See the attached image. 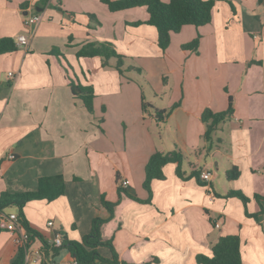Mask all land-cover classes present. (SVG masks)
Returning <instances> with one entry per match:
<instances>
[{"label": "crops", "instance_id": "crops-1", "mask_svg": "<svg viewBox=\"0 0 264 264\" xmlns=\"http://www.w3.org/2000/svg\"><path fill=\"white\" fill-rule=\"evenodd\" d=\"M40 3L0 0V38L28 37L26 46L0 54V192L33 190L39 177L62 174L63 195L24 207L30 225L48 240L54 231L81 240L94 217L108 218L101 235L127 263L194 264L219 236L237 234L242 264H264V0L216 1L210 22L182 26L164 51L144 7L112 12L100 0ZM34 14L39 21L25 25ZM194 38L197 50L182 48ZM96 40L112 43L123 65L154 67V108H172L164 127L142 110L144 86L121 76L114 59L102 66L99 56H76ZM70 76L93 87L95 117L105 106L101 129L72 94ZM230 98L232 115L205 141L202 111H224ZM172 150L182 154L184 178L170 162L147 190L150 155ZM233 165L239 175L229 180ZM201 171L211 173L208 182ZM118 178L128 180L123 191ZM230 190L247 202L225 197ZM102 196L117 203L110 217ZM17 248L14 235L1 229L0 264H9ZM30 248L40 249L39 241ZM98 252L111 257L107 246ZM43 258L32 252L25 264ZM44 261L71 258L63 249Z\"/></svg>", "mask_w": 264, "mask_h": 264}, {"label": "trees", "instance_id": "trees-1", "mask_svg": "<svg viewBox=\"0 0 264 264\" xmlns=\"http://www.w3.org/2000/svg\"><path fill=\"white\" fill-rule=\"evenodd\" d=\"M107 8L114 12L133 8L137 6L144 7L148 13V19L145 23L152 25L157 31V44L164 51L170 43V36L172 33L178 32L184 25L201 26L211 21L212 11L215 2L218 0H169L164 2L162 0H100ZM45 0H41V3ZM40 3L39 6L42 7ZM142 23V21L135 22V24ZM198 38H194L188 43H184L182 48L186 50H197ZM17 48L15 39L12 37L0 38V54L15 51ZM53 52V51H52ZM59 55L60 53L53 52ZM78 57H94L99 56L102 60V66H109V60L115 59L113 66L123 74V55L119 54L113 47L112 43L108 41H88L76 52ZM67 69V68H66ZM69 85L71 92L75 97L83 101L84 106L88 111L93 108V100L95 97L93 87L90 85H83L78 82L76 77H69ZM170 111L158 110L157 117L163 119L168 116ZM233 113L231 98L228 107L224 111L214 112L211 109H204L201 113V120L206 124L203 133V139L210 142L212 134L217 128L218 124L230 117ZM209 147V145H208ZM182 161V154L177 150L168 152H153L145 166V178L143 185L147 190H150V183L154 179H162L164 177L163 167L170 162L176 163V174L184 178L180 164ZM1 165V160H0ZM197 175V172L194 173ZM229 180L237 178L239 170L237 166L233 165L225 173ZM187 178V177H185ZM65 191V181L62 174H52L41 176L37 180V186L33 190L23 191H8L2 190L0 192V212L8 206L16 207L17 219L20 226L27 234V240L23 245H18L15 255L9 264H25V253L34 242L39 241L40 250L43 253L44 259H51L54 253L65 249L71 260L75 259L82 264H131L121 260L114 250L110 239H104L101 235V227L108 220L101 216H96L91 221L89 232L82 237L81 240L69 239L65 233H58L61 243L55 245L52 240H48L37 229L30 225L26 217L24 207L28 202L34 200L52 201L63 195ZM118 191H123L122 187H118ZM236 196L242 199L245 203L248 198L241 192L230 190L225 197ZM260 196H256L259 200ZM102 205L109 212V217L113 214V208L116 202L105 200L104 196L101 199ZM256 218V217H255ZM1 230V228H0ZM107 246L111 250V257L106 258L99 254L98 247ZM139 264H151L150 261ZM194 264H242L240 251V237L237 234H227L219 236L217 241L211 247V254L206 255L199 253L195 257Z\"/></svg>", "mask_w": 264, "mask_h": 264}, {"label": "rangeland", "instance_id": "rangeland-1", "mask_svg": "<svg viewBox=\"0 0 264 264\" xmlns=\"http://www.w3.org/2000/svg\"><path fill=\"white\" fill-rule=\"evenodd\" d=\"M111 59H114V58H111ZM115 60V59H114ZM124 63V62H123ZM115 64V62H114ZM126 64V63H125ZM123 65L122 66V69H123V74L120 73L121 76L125 77L126 79L130 80V81H134L135 83H137V85H143L144 86V91H145V99L142 98V110L143 112L147 115V116H151L153 117L154 119L158 120L160 123V125L162 127H164L165 125V121H164V118L166 116H164L163 119H160L157 117V111L158 110H163V109H156L154 108V106H156V103L159 102V100H156L155 99V95L153 93V90L150 85V81H152L151 78H153V76L155 75L154 73V67H150V65L148 67H138L137 64H135V66L133 65H129V64H126V65ZM148 75V79L145 80V76ZM142 86V87H143ZM160 105V103H158ZM172 108L168 109V110H165L164 111H171ZM91 116H92V121L93 123H96L100 129H101V124L104 122V118L107 117L106 113H107V110L104 106V108H101L99 111H98V116L95 117V115H93L94 113V109L92 108L91 111H88ZM109 118H110V124L114 123L113 119H111V116L109 115ZM170 125V124H168ZM159 132V130H158ZM184 161L186 160V158L183 159ZM123 180V179H122ZM122 180L121 179H116L115 183L117 184L118 183V187H121L123 186L122 184ZM109 183V181L107 182V184ZM106 184V185H107ZM3 211L5 213H9V212H16L17 209L16 207L14 206H8V207H5L3 209Z\"/></svg>", "mask_w": 264, "mask_h": 264}, {"label": "built area", "instance_id": "built-area-1", "mask_svg": "<svg viewBox=\"0 0 264 264\" xmlns=\"http://www.w3.org/2000/svg\"><path fill=\"white\" fill-rule=\"evenodd\" d=\"M261 12L264 15V4L261 7ZM39 19H40V15L34 14V15L26 18L24 23H25V25L28 26L30 24L37 23L39 21ZM15 42H16L17 46H22V47L26 46L28 44V37L25 34H20L16 37ZM8 74H9V76L13 75L12 72H9ZM199 178L208 182L211 178V173L209 171H201L199 173ZM122 184H123V186H126L128 184V180L123 179ZM48 225H52V221H49ZM215 225L218 226V223H216ZM0 228L12 233L14 235L15 243H17L18 245H23L25 243V241L27 240L28 236L25 233V231L23 230V228L20 226L18 219H17L16 212H9V213L0 212ZM52 241L55 245H59L61 243L59 236H56L54 239H52ZM32 252L34 253L37 260L41 259L43 257V253L40 249H33L32 250L29 247L28 249H26L25 262L28 261L30 253H32ZM70 264H82V263H79L77 260L72 259L70 261Z\"/></svg>", "mask_w": 264, "mask_h": 264}, {"label": "water", "instance_id": "water-1", "mask_svg": "<svg viewBox=\"0 0 264 264\" xmlns=\"http://www.w3.org/2000/svg\"><path fill=\"white\" fill-rule=\"evenodd\" d=\"M40 10V9H39ZM57 233L54 231L53 235L51 236L52 239L56 237Z\"/></svg>", "mask_w": 264, "mask_h": 264}]
</instances>
